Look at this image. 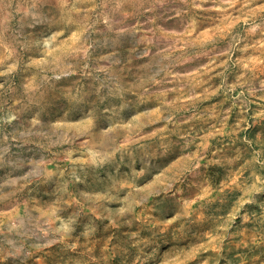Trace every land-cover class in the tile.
<instances>
[{
  "label": "rangeland",
  "instance_id": "obj_1",
  "mask_svg": "<svg viewBox=\"0 0 264 264\" xmlns=\"http://www.w3.org/2000/svg\"><path fill=\"white\" fill-rule=\"evenodd\" d=\"M0 264H264V0H0Z\"/></svg>",
  "mask_w": 264,
  "mask_h": 264
},
{
  "label": "crops",
  "instance_id": "obj_2",
  "mask_svg": "<svg viewBox=\"0 0 264 264\" xmlns=\"http://www.w3.org/2000/svg\"><path fill=\"white\" fill-rule=\"evenodd\" d=\"M209 57L211 59V54L199 56L196 58L195 63L176 66L164 79V87L167 89L165 104L167 103V106L175 108L174 116L177 117L175 118L177 121L180 117L190 115L197 108H200L202 115H207L211 106L208 104L211 97L205 91L202 92V89L203 84L208 82L210 76L208 75ZM185 87H187V90H185ZM204 104L205 106H203ZM166 121L164 118L165 123L169 122ZM177 121L171 125L175 129L179 127L176 124ZM163 130L166 131L167 128L165 127Z\"/></svg>",
  "mask_w": 264,
  "mask_h": 264
}]
</instances>
